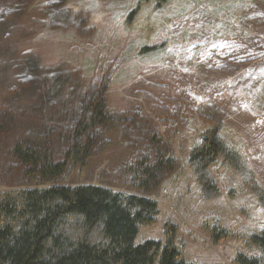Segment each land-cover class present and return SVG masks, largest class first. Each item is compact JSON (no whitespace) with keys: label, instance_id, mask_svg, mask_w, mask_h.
I'll list each match as a JSON object with an SVG mask.
<instances>
[{"label":"rangeland","instance_id":"374dc122","mask_svg":"<svg viewBox=\"0 0 264 264\" xmlns=\"http://www.w3.org/2000/svg\"><path fill=\"white\" fill-rule=\"evenodd\" d=\"M102 98L115 120L61 183L145 195L130 169L162 148L176 163L149 193L159 215L135 244L174 232L191 264L260 257L264 0H0V193L29 187L17 143L65 150ZM210 130L236 156L209 168L208 187L188 160ZM217 230L227 237L214 242Z\"/></svg>","mask_w":264,"mask_h":264},{"label":"trees","instance_id":"16d2710c","mask_svg":"<svg viewBox=\"0 0 264 264\" xmlns=\"http://www.w3.org/2000/svg\"><path fill=\"white\" fill-rule=\"evenodd\" d=\"M114 120L102 98L85 107L70 129L71 142L65 150L14 146L12 154L23 166L29 187L0 193V264H191L176 247L174 232L167 234L165 245L154 240L135 244L139 228L156 224L159 215L158 202L149 193L176 163L164 156L162 148L154 162L146 158L130 169L134 188L145 195L61 183L70 168L87 166L100 134ZM150 144L160 145L157 139ZM234 155L217 130H210L190 151L188 163L199 183L211 187L209 168L221 157L231 161ZM226 234L215 231L214 242ZM251 241L260 257L239 254L238 264H264V231Z\"/></svg>","mask_w":264,"mask_h":264}]
</instances>
